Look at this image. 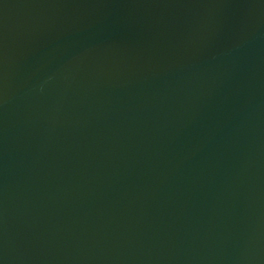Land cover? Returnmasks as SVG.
<instances>
[{
	"label": "water",
	"instance_id": "obj_1",
	"mask_svg": "<svg viewBox=\"0 0 264 264\" xmlns=\"http://www.w3.org/2000/svg\"><path fill=\"white\" fill-rule=\"evenodd\" d=\"M0 264H264V0H0Z\"/></svg>",
	"mask_w": 264,
	"mask_h": 264
}]
</instances>
